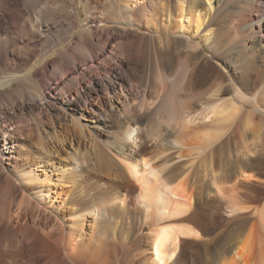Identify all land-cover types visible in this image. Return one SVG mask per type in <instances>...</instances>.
I'll return each instance as SVG.
<instances>
[{
    "label": "bare ground",
    "instance_id": "obj_1",
    "mask_svg": "<svg viewBox=\"0 0 264 264\" xmlns=\"http://www.w3.org/2000/svg\"><path fill=\"white\" fill-rule=\"evenodd\" d=\"M157 1L164 11L150 9ZM118 3L128 25H134V13L143 12L140 18L147 31L159 37L150 39L154 38L158 45L164 43L163 49L157 51L160 58L157 67L160 75L175 72V75L171 72L175 78H172L170 90H164L163 97L158 96L155 101L142 102L137 111H129L130 107L122 109L116 103L122 106L127 99L118 92L125 81L123 67L118 64L110 73L113 80L109 83L94 77L87 87L76 91L73 99H68L65 91L59 94L65 99V105L61 106L62 118L72 127V132L61 134L63 122L57 121L50 126L52 137L47 145L35 144L30 135L20 143L25 149L17 152L19 162L13 174L20 200L18 211L8 222L19 244L10 256H6L3 248L6 244L2 246L0 238V264H118L120 254L116 257L111 254L109 241L119 235L112 229L115 225L111 226L118 216V207L124 206L120 197L125 185L130 187L127 188L130 196L125 200L135 198L145 219L155 217L156 221L163 222L183 216L192 207L197 209L200 201L210 206L216 203L227 215L223 229L208 235L189 222L195 212L187 217L184 215L185 218L176 224H155L151 234L145 233L134 244L129 243L128 248L124 247L127 255L134 247L138 248L139 264H175L177 253L183 250L188 238L196 239L206 251L212 247L219 253V262L213 264H264V198L246 204L245 199H238L236 194L238 184L259 181L253 169L264 163V109L244 107L252 99L264 101V83L259 84L257 96L250 99L247 94L252 85L245 81L247 72H243L249 67L246 57L251 47L247 42H256V39L264 42V0H149L150 6L146 4L149 10L144 0H120ZM33 4L35 8L40 6L38 1ZM42 9L41 6L37 9L30 25L39 32L46 25L42 23L47 22L46 31H50L54 27L48 22L51 13ZM206 52L215 59L237 62L234 72L239 80L224 90L221 85V89L208 93L206 103L189 110L183 104L185 95L182 92L188 91L191 83H186L187 88L182 86L187 80L183 77L186 72L182 73L187 63L183 65L181 61L187 62L191 55L203 62ZM240 67L244 68L243 73ZM18 75L15 72L0 81L1 88L19 79ZM41 92L38 97L45 99ZM104 100L106 107H101L99 104ZM8 127L0 126V137L5 138L3 146H12L15 142H12ZM93 135L103 139L96 151L99 158L95 157L96 153L85 151L96 141ZM166 138L170 141L163 145ZM2 141L0 139V151ZM229 145L234 147L235 158L224 165L220 155ZM78 161L83 162L81 167ZM108 186L110 190L106 189ZM144 226L140 225V231ZM142 234L144 232L140 236ZM114 247L116 251L118 247ZM126 257L123 255L119 263L130 264L132 260L126 261Z\"/></svg>",
    "mask_w": 264,
    "mask_h": 264
},
{
    "label": "rangeland",
    "instance_id": "obj_2",
    "mask_svg": "<svg viewBox=\"0 0 264 264\" xmlns=\"http://www.w3.org/2000/svg\"><path fill=\"white\" fill-rule=\"evenodd\" d=\"M35 1H38L43 9L51 13L49 15L50 19L48 22L51 21L53 24L54 27L52 30L46 31L47 22L42 23L46 25L42 26V31L39 32L37 31L36 27H31L30 24L32 22L33 15H35L38 11L37 9L40 8V6L35 8L36 6L33 4ZM118 1L120 0H0V18L2 19V23L0 24V81L9 78L10 75L14 74L15 72L19 74V79L21 78L24 80L21 81V79L19 80L17 78L16 81H12L11 84L5 88H1L0 86V126L3 124L9 126L10 128L8 127V129H10V133L12 135V142L15 141L12 146L11 144H4L3 146L5 138L0 137V139H3L2 148L0 151V238L2 246L6 244L3 246L6 256H10L11 251L13 252L16 250V247L18 246L17 243L19 244L18 238H15L17 237L16 232L12 230L13 228L9 226L10 224L8 222L10 216H15L16 212L18 211L17 207L20 200V196H18L19 192L17 191L18 189L16 187L17 183L15 177L13 176L15 170L18 167L17 162H19L17 161V152L19 149H25L19 146L21 145L20 143H22V141L30 135L35 144L41 142L42 144L47 145L51 142L52 137L50 133V126L52 123L57 121L59 123L63 122V127H60L61 134H65L64 132H72V127H70L69 123L64 122L62 118V115L64 114L61 106L65 105V99L59 96V94L62 93V91H65L67 98L73 99L77 93L82 90V88H85L90 84V79L94 77L96 80L109 83L111 80H113L110 73L115 68H118V64L123 67L125 79L123 82V87H118V92L120 93L121 97H123V99L125 97V99H127V103L125 102L126 105L124 103L121 106L120 103H116V105H118L120 108L128 109L130 107L131 110L129 108V111H132V109H136L137 111L142 102L146 101L149 103L155 101L158 99V96L163 97L164 90H170L168 88L171 87L173 82L172 78H175L173 76L175 75V72L170 71L169 74L166 72V75H164V72L161 71L163 73L160 75V70L158 71L159 67H157V61H160L158 50L159 48L163 49L164 43H161L162 45H158L155 43L154 38L150 39V37H155L156 39L159 37L158 35L151 33L149 30L147 31L146 26L142 23L140 18V15L143 16V12H141V14H139L140 12L134 13L132 17V22H134V25H128L127 20L121 11V8L119 7ZM147 1L149 0H144V4L145 8L148 9L146 4L149 5L150 3L148 4ZM152 5L154 6L150 9L159 8L161 12L164 11V7L162 4L158 3V1L156 3L154 2ZM162 38L164 37L162 36ZM258 41L259 40L256 39L257 43L254 41L247 42L248 46L251 47L248 57H246L249 67L246 66V71H243L245 66L244 68L240 67L241 72H247V78H245V81L250 82L252 85V90L250 91L251 93L248 91L249 93L247 94L250 99H252L251 97L257 96L260 91V85L264 83V42ZM87 54H89V58H87ZM206 56H209L208 58H214L211 53L206 52V54L202 57L204 59L203 62L202 59L196 61L191 55L187 62L186 60L181 61L182 63L180 62L183 65L187 63L185 68L182 69L183 72H181H186L188 75H190L186 77V73H184L185 76L183 77L184 79L187 78V80H183V82L185 81L183 83L185 86L182 84L183 88H187L188 84L190 83L192 84V86L191 84L189 85L188 91L186 90V92H182V94L185 95V102L183 104L184 106H188L190 108L189 110H195L201 104L206 103L209 99L208 93H212L219 88L221 89L222 86L223 87L221 90H224L227 88V86L230 85L231 87L232 84H235V82L239 80L236 73L234 72L237 70L234 67L237 62L235 63L231 59V62L229 63V61L225 62L221 58L208 60ZM73 64L76 67L72 66ZM192 68H194V70H191ZM61 72H64V75H61ZM171 72L174 74L172 75ZM189 77L191 78L189 79ZM17 80L19 81L18 84ZM187 82L188 84L186 87ZM215 82L218 83L216 84ZM212 85L215 86L213 87ZM165 87L167 88L165 89ZM209 88L212 90L210 89L208 91L207 89ZM39 90L42 91L41 93L45 99H41L40 96L38 97V92H40ZM203 93L204 95L201 96ZM191 96H194V98ZM190 100L191 102H189ZM260 100L261 98L259 101H254L252 99L250 102H247L248 104L245 103L244 107L250 110L255 108L263 110L264 101ZM100 103L101 104L99 105L101 107H106L105 100L101 101ZM84 112L87 117L90 116L87 111ZM4 115L8 116V118L10 117L11 119H4ZM95 136L97 135H93V137ZM102 138L105 139L106 135H103ZM94 139L96 140L93 143L94 145L91 144V146H88L85 151H88L91 154L96 153L95 157L99 158V155L96 151L99 150L97 148H99L103 139L99 140L97 137ZM169 139L170 138H166V140L163 142V145L165 141H170ZM164 147L165 146L162 148ZM89 148L90 150H88ZM233 149V145H229L222 150L221 153L223 154H221V157H219L224 165L235 158V151ZM152 150L149 148V151ZM4 158L9 159L4 160ZM78 162L80 163L81 167L83 162ZM77 167H79V165ZM253 171L254 175L257 174V178H260L259 181L252 180V182H244L237 185L239 188L236 187L238 199H242V201L245 199L244 202L246 204H251L255 200L264 198V163H262V165L259 164L256 166ZM93 177H96V174ZM127 188L130 189V187L125 185L121 193L122 198L120 197V200L124 202V206L122 208L118 207V216H116L115 220L116 224L115 221H113L111 226L112 228L115 225V228L112 229H114L119 235L116 239L114 237V239L111 238L109 241L111 246L114 244V246L118 247V250L116 249L115 251L114 248L116 247H111L109 245L111 254H113L115 257L117 254L121 255L117 256L119 258L118 264H120L119 262L122 261L121 258H123V255L127 256L126 261L132 260L134 264L140 263V257H137L138 248L132 247V252L134 253L131 252L127 255L125 254L126 249H124V247L128 248V246H130L129 243L134 244L133 242L144 236L145 233H147L146 235L151 234V230L155 224H176L180 221V219L185 218L190 215V213L193 214V212H195L193 219L189 222L192 221L191 225H195L194 227L199 230V232L202 231L204 235H208L215 232L217 229L218 231L223 229L224 218L227 219V215L223 209H221L216 203L211 204V206L207 205L206 201L198 202L197 205L199 206H197V209L193 210L192 207V210L189 211V213L187 212L188 214L186 213L185 215L184 213L185 217L183 214H181L183 216L177 215L178 218L177 216L173 218L171 217L169 218L170 220L167 219V221H163L164 223L156 221L155 217V219L152 217L145 219L144 216H141L140 214V206L137 203V200L134 198L133 201H127L130 196V191ZM106 189L110 190L111 187L108 186ZM239 196H242V198ZM8 213H11L12 215ZM198 213H201L202 215H199ZM149 221H151L150 224ZM121 223H123V225ZM140 225L144 226L143 231H140ZM143 232L144 234L140 236V234ZM120 233H122V235ZM118 238L121 239L117 240ZM123 238L125 239L123 240ZM113 240L116 244L113 242ZM185 241L186 245L184 244L182 247L183 250L181 249L183 253L179 250V254L177 253L175 257V264H213L214 262H219V253L214 248L211 247L208 251H206L204 246L194 238H188L185 239ZM15 245L17 246L15 247ZM7 248L10 249L8 250ZM112 248L114 250H112ZM132 261H130V264ZM170 264H172V262Z\"/></svg>",
    "mask_w": 264,
    "mask_h": 264
},
{
    "label": "water",
    "instance_id": "obj_3",
    "mask_svg": "<svg viewBox=\"0 0 264 264\" xmlns=\"http://www.w3.org/2000/svg\"><path fill=\"white\" fill-rule=\"evenodd\" d=\"M202 237H204L203 235H201Z\"/></svg>",
    "mask_w": 264,
    "mask_h": 264
}]
</instances>
